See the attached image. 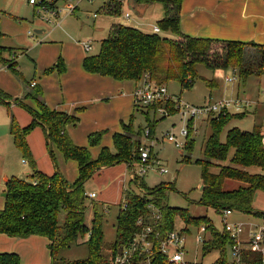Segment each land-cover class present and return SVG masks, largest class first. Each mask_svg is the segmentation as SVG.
<instances>
[{"label": "rangeland", "instance_id": "rangeland-1", "mask_svg": "<svg viewBox=\"0 0 264 264\" xmlns=\"http://www.w3.org/2000/svg\"><path fill=\"white\" fill-rule=\"evenodd\" d=\"M129 1L132 0H128L126 3ZM133 1L137 3L136 0ZM99 3L101 4L100 0H96L93 3L82 2L79 5L80 10H76L74 15L68 16L67 7L69 3L58 1L57 7L59 10L61 8L59 15L63 21L61 25L55 26L45 20L46 12H44L42 5H31L29 0H0V47L5 48L2 50L0 59V88L10 96L6 99V104L0 101V119H5V121L7 117L11 119L7 126L10 133L13 121H15L17 126L21 127L20 120H22V116L30 115L33 120L29 110H34L32 109L33 107L15 102L17 101L16 98H20L24 94L27 83L32 81L38 82L44 88L45 103L46 100L54 103L60 99V107L69 108L75 105L70 115H77L80 118V122L72 131L77 142H83V147L89 148L90 151H92V147L100 148L101 151L103 146H108L113 151L112 135L115 132H123L122 122L127 124L133 116L132 121L135 131L131 130V132L135 135L136 157L139 156V146L143 144L150 145L154 142L153 155L156 157L155 159L159 160L160 166L168 170L167 174L160 175L158 172L159 167L156 160H154L151 162L153 168L144 178L145 184L153 188H157L158 186H154L160 183L170 184V189H165L162 194L164 196L163 203L172 208L185 209L192 217H208L214 226L219 231H222V215L214 209L200 204L203 196L200 190L203 185V167L199 162L207 160L204 155V144L205 140L211 135V125L216 123L213 121L212 116L191 118L178 105L182 102L195 106H204L209 103L217 104L221 102L233 104L238 99L255 100L257 95L259 96L264 89V60L261 59L263 67L258 68V63L261 61L260 55H262L259 48L250 47L245 54V61H243L242 65L248 72L252 70L251 68L255 69V73L249 74L245 78L242 77L240 68L232 67L227 70L213 71L204 65H200L198 71L201 78L196 81L195 86L190 90L181 92L180 85L177 82H171L168 84L169 86L161 84L167 86L170 95L175 97V102L162 106L165 109L147 108L145 111V108H135V105H133L134 100L127 96V87L122 91L126 94L122 101L115 100L109 105L101 102L90 103L89 105H76L75 101L79 99L75 94L79 91L80 93H85L81 92L82 88L85 87L86 81L81 76H86L82 67V59L85 56L98 53L101 41L107 38L109 34L111 22L118 20L123 25L147 31L149 29L148 24L156 25L159 22H155V20L161 18L163 11L159 5L149 8L147 17H144L148 20L145 26L134 20L136 10L133 7H129L132 11L131 20L128 21L120 16L124 4L121 5V14L119 16H107L101 13L102 16L95 20L92 15L99 9ZM88 15L90 16L89 19H87ZM94 21H96L95 24ZM42 29L46 31L44 34L35 32ZM159 35L169 38L174 37L172 32H162ZM79 41H92L94 49L87 53ZM4 60L11 61L13 67L9 68L6 66ZM60 60L67 66L65 74H60L56 69V64ZM16 62L18 64L17 67ZM49 70L50 72H48ZM61 77H63V83L67 87L65 97H63ZM67 77H70V81H68ZM233 77H236V80H233ZM203 78L211 82V86H208ZM228 79L231 80L229 81ZM13 102L16 104V108L20 109L19 114H16L12 109ZM7 103L10 105H7ZM32 106H35L34 101H32ZM55 110L58 111L57 109ZM239 115L241 114L236 113L235 109L231 108L228 113L221 116L222 119L227 118L226 121H228V125L220 134L222 143L226 142L227 132L232 128L252 131L255 125L260 124L262 126L261 131L262 133L264 132V107H259L256 112L255 107H253L242 118ZM121 116L126 117V119H122ZM185 127L189 131L188 137L187 139H182L185 145L182 149H178L166 140V134L173 132L179 137L180 131ZM150 128L155 133L153 132L151 136H148ZM35 129L33 128L32 132ZM96 131L102 133L101 142L100 144L91 145L89 135ZM41 134L42 136L39 132H35L32 147L30 146L35 167L32 166L29 159L21 156L19 159L21 172L17 178L32 184L35 182V173L37 171L46 176L60 173L68 184L72 185L78 177L77 166L72 169L68 168L71 162L66 161L57 148H53V153H50L43 129ZM179 139L181 138L179 137ZM190 140L193 144L191 149H188L186 144L188 147ZM99 154L100 152L92 156L97 159ZM233 154L234 152L230 151L227 161L223 163L224 165L231 164L230 161ZM25 159L28 164H24ZM131 160H134L138 165V159L131 157ZM109 168L107 172L103 171V174H96L86 184L85 188L88 193L96 192L98 194L94 201L87 199L86 225L88 227L91 226L93 217L92 203H96L103 214V252L110 254L109 249L116 239V222L121 202L124 199L123 193L127 189L132 194L143 197V191L139 186L130 183L128 173L131 168L126 162L110 166ZM246 169L251 174H264L257 167ZM27 171L31 172L30 176L25 174ZM210 171L219 173L220 169L214 166L210 168ZM125 173H127L126 177L124 176ZM123 178L127 180L126 189L123 188ZM240 185L241 183L237 181L228 180L225 182L224 188L227 191H232L238 189ZM3 192L6 191H0V207L3 206L5 200L2 197ZM153 196L154 194L150 195V198L153 199ZM252 207L255 212H264L263 191L256 193ZM64 218L65 213L62 212L59 219L60 225L63 224ZM229 220H241L248 222L245 224L250 225L257 223V220L259 221L260 219L252 214L236 211ZM175 227L179 230H188L185 232L187 237L186 250L188 253L186 259L194 261L197 251L198 226L193 224L186 227L183 219L176 217L174 220ZM59 235L53 243L45 237H37L25 242L23 240L14 241L9 236L0 234V253L9 252L7 250H17L13 253L20 256L21 264H62L83 260L89 256V248L84 243L89 235H86L85 238H80L78 244L72 243L62 249H60L61 237ZM207 238L209 239L208 242H210L206 243L210 245L213 235L210 234ZM52 245L54 248L53 253ZM227 253L229 257V247H227ZM203 254L201 246L198 247V261L202 264H214L221 255L219 250L208 252L204 258Z\"/></svg>", "mask_w": 264, "mask_h": 264}, {"label": "trees", "instance_id": "trees-1", "mask_svg": "<svg viewBox=\"0 0 264 264\" xmlns=\"http://www.w3.org/2000/svg\"><path fill=\"white\" fill-rule=\"evenodd\" d=\"M182 1L136 0L140 4L160 3L164 8L165 16L157 25L162 32H172L174 37L147 34L134 27L113 24L107 38L101 41L99 52L84 59V69L89 73L109 76L120 81L140 80L145 74H149L151 79L160 85L177 82L181 92L192 89L196 81L201 78L198 71L200 65L213 71L240 68L243 78L255 73L254 68L248 72L242 65L245 54L250 47L259 48L262 54L260 60H264V46L195 38L183 34L180 27ZM104 12L119 16L121 5L111 3ZM262 60L258 63V68L263 67ZM56 67H60L61 72L65 70L61 61ZM203 80L206 81L204 78ZM210 83L206 81L208 86H211ZM42 95L41 89L29 95L38 102L39 108V111L29 109L33 116L30 126L21 128L13 121L11 134L14 142L24 157L29 158L30 163L35 167L26 138L33 128L38 125L44 126L50 145L57 146L66 160H74L78 163L79 178L71 186L60 173L46 176L37 171L35 182L32 184L15 177L9 179L6 183L5 206L0 212V234L19 239L40 236L48 238L53 243L60 234V249L72 243L78 244L80 238L89 235L84 242L89 248V256L83 260L62 264H111L116 247L134 236L139 229L136 225L137 218L145 213L147 204L153 202L161 208L163 233L174 229L176 217H181L186 227L193 224L206 225L207 229L211 228L213 239L210 245L205 242L204 255L219 250L221 255L214 264H228L227 247L230 244L228 235L214 230L208 217H192L185 209L172 208L163 203L162 194L165 189L171 187L168 183L153 189L147 188L148 194L143 197L131 192L125 195L128 208L120 207L116 222V239L109 249L110 254L103 252V214L98 205L92 203L91 226L86 225L88 198L85 184L104 166L123 162L132 164L134 160H131V157L139 161V156L136 157L135 142L128 134L115 135L114 146L117 153L112 154L109 149H103L99 157L94 159L87 148L76 146L68 134V127L76 125L78 117L51 110L41 100ZM6 99L7 96L0 91V101L6 104ZM16 102L19 103L18 99ZM246 114H241L239 117L242 118ZM213 119L216 124L211 125V135L204 144V155L207 160L199 162L203 167L205 185L200 204L214 209L219 214L224 210H232L252 214L264 220V212H255L252 207L256 193L264 192V174H251L246 169L257 167L264 173L262 126L255 125L252 131L232 128L227 132L226 142L222 143L220 134L228 125L227 118L222 119L220 116ZM153 132L150 128V136ZM100 139L101 134H93L89 137L91 145L98 144ZM192 144L190 140L186 148L191 149ZM230 151L234 152L231 164L224 165ZM214 166L220 169L219 173L210 171ZM228 180L237 181L241 185L236 190L227 191L224 185ZM143 186L146 188L145 184ZM152 194H154L153 199L150 198ZM62 212L65 213V218L60 225ZM51 249L53 253V245ZM243 259L246 264H263L262 256L258 253H244ZM0 264H21V259L15 253H3L0 254ZM152 264H167V262L157 255Z\"/></svg>", "mask_w": 264, "mask_h": 264}, {"label": "crops", "instance_id": "crops-1", "mask_svg": "<svg viewBox=\"0 0 264 264\" xmlns=\"http://www.w3.org/2000/svg\"><path fill=\"white\" fill-rule=\"evenodd\" d=\"M83 2H85V1H83ZM155 5L161 6V8L163 10L162 14H161V18L155 20V22H158L164 18L165 12H164L163 6L160 3H156V2H152L150 4H148V3L147 4H137L133 0L129 1L128 3L124 4L122 14L120 16L124 18V14L127 12H132L130 10V8L133 7L136 10V17L134 20L139 21V23H141L145 26L147 24L146 21H148V20L145 19L144 17H147V13L149 12V8L151 9ZM99 6H100L99 9H97L95 14L92 15L93 19H95V20L99 19V17L102 16L101 13H104V15H107V16H114V15H110V14L104 12V8L102 7V2H101V4L99 3ZM78 10H80V6L77 9V11ZM180 14H181L180 15L181 16V19H180L181 31L183 34L188 35L190 37L202 38V39H213V40H219V41H234V42H242V43H246V44L252 43V44L264 46V0H183ZM95 15H97V17H95ZM89 18H90V16L88 15L87 19H89ZM95 23H96V21H94V24ZM113 24H122V23L118 20H115L114 22H111V25H113ZM111 25H110V27H111ZM153 25H155V24H148L149 29L147 31L144 30L142 32L147 33V34H152L153 33V30H152ZM38 31H40L41 33H37V34H44L46 32L43 29L38 30ZM161 34H162V31H161ZM79 42H81V41H79ZM3 49H5V48L0 47V50H1L0 59H1ZM86 57L87 56H85L82 59V67H83L84 59ZM60 61L64 64L65 70L63 72H61L60 67L59 68L56 67V69L58 70V72L60 74H62V73L65 74L67 72V66L62 60H60ZM60 61H58V63ZM4 62H5V65L8 66L9 68L12 67L11 61L4 60ZM58 63L56 64V66L58 65ZM17 66H18V64L16 62V67ZM83 70L86 73V76H84V75H81V76L84 77V80H86V81H85V87L82 88L81 92H85V93H80V91H79L77 94H75V96L78 97V99H79V100L75 101L77 103L76 105H89L90 103H95V102H101L102 104L106 103L109 105L112 101H115V100H121L122 101V99L124 97H126L125 92H122L126 87H127V91H128L127 96H129L132 100H134L133 101L134 104L133 103L132 104L135 105L134 94H135L136 89L142 84V79L120 81V80H116V79L109 77V76H102L99 74L89 73L84 69V67H83ZM48 72H50V70ZM67 78H68V81H70V77H67ZM61 81H62V85H63V97H65V95H66L65 91H66L67 87L63 83V77H61ZM33 83H36V85L34 86ZM37 89H41L42 94H43L41 100H43L45 103V98H44V95H45L44 91L45 90L36 81H32L31 83H27V87H26L24 94L22 96H20V98H16V99H18L19 103L29 105V106L33 107L32 109H34L35 111H39L38 102L34 98L29 96L30 93L35 92V90H37ZM0 91L3 94H5L7 96V98L10 97L8 95V93L5 92L3 89L0 88ZM258 100H259V96L257 95V98L255 100H252V101L257 102ZM32 101L35 102V106H32ZM7 104L10 105L9 103H7ZM45 104L51 110L57 109L60 112L65 111V113L67 112L69 114L72 112V108H75V105H73L72 107H69V108L68 107H60V105H61L60 99H58L54 103H51V102H49V100H46ZM16 107H17L16 104L13 102L12 109L14 110V112L16 114H19L20 109H18ZM134 107L136 108V106H134ZM253 107H255V112L258 111L259 106H253ZM250 109L247 111V113L250 111ZM145 111H146V109H145ZM75 116L78 117L77 115H75ZM121 117H122V119H126V117H124V116H121ZM18 118H19V116H18ZM9 120L11 121V119H9V117H7L6 121H5V119L4 120L2 118L0 119V121H1L0 122V191L1 190L6 191V183L8 182V180L15 177V176H16L15 178H17L20 175L21 166L19 163V159L21 156L24 157L22 151L16 146L12 134L10 132H8L7 126L10 122ZM19 120H20V118H19ZM132 120H133V116L130 118V120L127 124L122 122V126L124 129L123 132H115L112 135L113 145H114V136L119 135V134H121V135L122 134H128L129 136L133 137V142H135V139H134L135 135L133 133L135 130L133 127V121ZM32 122H33V120H32L30 115L29 116H26V115L22 116V120H20L21 128H26V127L30 126V124H32ZM79 122H80V118L78 117L77 124L76 125H70L68 127V134L76 146L82 147V148H87V147H83V145H84L83 142H77L75 134L72 131L73 129H75L79 125ZM35 128L36 129L33 132L31 131V133L26 138L29 150L31 149L30 146L32 147L35 132H39L40 135L42 136L41 130L43 129L45 136H46V139H47V131H46V128L44 126L38 125ZM131 130L133 132H131ZM93 134H102V133H98V131L92 132V133H90L89 137ZM100 142H101V139L99 141V144H100ZM47 145L49 147L50 153H53V148H57L59 150V148L57 146L50 145V143L48 142V139H47ZM87 149L89 150L90 153H92L91 155H97L99 152L101 153L103 149H109L112 154L117 153L115 146H114L113 151H111V149L108 146H103L101 148V151H100V148H94V147H92V151H90L89 148H87ZM30 154L32 156L31 150H30ZM63 157H64V155H63ZM153 158L155 159L156 157H153ZM27 159H29V158H27ZM64 159H65V157H64ZM66 161L71 162V164L68 166V168L70 167L72 169V168H76V166H77V169H78L77 176L78 177L74 181V183H75L77 181V179L79 178L78 163L74 160H66ZM30 162H31V160H30ZM24 164H28V161L26 159H25ZM115 165L116 164H114V166ZM111 166H113V165H111ZM128 166L130 168H132V167L138 168V165L135 162L132 163L131 165L128 164ZM109 167L110 166H104V167L100 168L93 175V177L96 174L97 175L103 174L102 173L103 171L107 172L108 171L107 169ZM158 172H159V170H158ZM129 173H128V176H129ZM25 174L30 176L31 172L27 171ZM126 175H127V173H125L124 176L126 177ZM93 177L90 180H88L86 182V184L89 181H91L93 179ZM124 180H126V179L123 178V181ZM86 184H85V186H86ZM141 184H145L144 180L141 181ZM163 184H165V183L157 184L154 187L162 186ZM145 186H146V189L147 188L148 189L153 188V187H148L146 184H145ZM85 190H86V188H85ZM5 193L6 192H3L2 197H4L3 195ZM86 193H87V191H86ZM123 195H124V193H123ZM4 199H5V197H4ZM4 206H5V200H4L3 206L0 207V212L3 210ZM234 212H236V211H233V214H234ZM221 215H222V213H221ZM259 219L260 220L259 221L257 220V223H253V224H259L263 221L261 218H259ZM209 220H210V222H212L211 219H209ZM233 222L248 223V222H244L241 220H234ZM211 226L217 232L224 233L223 229H222V231H219L214 226L213 222L211 223ZM186 231H188V230L186 229ZM197 234H198V232H197ZM210 234L213 235L212 232L210 231V229H207V232L205 235V242H208L209 239L207 237H208V235L210 236ZM37 237H40V236H31V237L25 238V239L12 238V237H10V238L13 239L14 241L23 240L26 242V241L32 240L33 238H37ZM197 237H198V235H197ZM204 244H203V246H201V249L204 248ZM7 251H9L10 253H13L17 250H7ZM9 252H5V253H9ZM0 254H3V253H0ZM198 256L199 255H198V247H197V251H196L194 258L197 260ZM204 257H205V255L203 254V258Z\"/></svg>", "mask_w": 264, "mask_h": 264}, {"label": "built area", "instance_id": "built-area-1", "mask_svg": "<svg viewBox=\"0 0 264 264\" xmlns=\"http://www.w3.org/2000/svg\"><path fill=\"white\" fill-rule=\"evenodd\" d=\"M68 2L67 7L68 16L74 15L79 5L83 1L93 3L96 0H29L31 5H42L44 12H46L45 20L55 26L61 25L63 19H60L59 12L61 8L57 7V2ZM104 9L111 3L125 4L128 0H100ZM97 17V15H95ZM126 20H131V12L124 14ZM153 33L160 34L161 29L158 25H153ZM83 49L89 53L94 49L92 41H81ZM236 74V73H235ZM229 81L231 79H228ZM236 80V77H233ZM35 86L36 83H33ZM136 108H155L165 109L162 106L170 102H175V97L170 95L167 86L159 85L151 79L149 74H145L142 78V84L136 89L135 94ZM180 109L191 118H199L202 116H212L218 118L223 114L234 108L236 113H246L253 106L264 107V89L259 94V100L253 102L252 100H240L230 104L221 102L217 104H206L204 106H195L187 103H180ZM188 129L183 128L180 133L179 139L173 132L166 134V140L173 144L176 148L182 149L185 145L184 140L188 137ZM148 136L150 133L148 132ZM262 143L264 146V132ZM154 142L150 145L143 144L139 147V163L138 168L132 167L129 173L130 183L139 186L143 191V196L148 194V190L141 184V181L147 176L149 171L153 168L152 163ZM161 175L167 174L168 170L160 166L159 160H156ZM127 180L123 181V188L126 189ZM130 193L125 190L124 199L121 202V208L127 209L128 204L125 200V195ZM89 200L94 201L98 194L96 192L86 193ZM233 214L232 210H224L222 212L223 231L230 239L228 264H246L243 259L244 253H258L262 256V263L264 264V220L259 224L247 225L243 222H233L229 218ZM163 215L161 208L153 202L147 204L145 213L141 214L136 221L139 228L138 231L127 242L120 243L114 251V257L111 264H152L154 258L159 255L164 258L167 264H202L198 259L188 261L187 256V237L185 230H179L176 227L163 233L162 231ZM207 232L206 225L198 227V237L196 238L197 247L203 246L205 243V235Z\"/></svg>", "mask_w": 264, "mask_h": 264}, {"label": "water", "instance_id": "water-1", "mask_svg": "<svg viewBox=\"0 0 264 264\" xmlns=\"http://www.w3.org/2000/svg\"><path fill=\"white\" fill-rule=\"evenodd\" d=\"M35 32H36V33H41V32H40V31H38V30H37V31H35ZM204 187H205V185L203 184L200 190H201V191H203V190H204ZM3 196H4V197H6V196H7V194L5 193Z\"/></svg>", "mask_w": 264, "mask_h": 264}]
</instances>
